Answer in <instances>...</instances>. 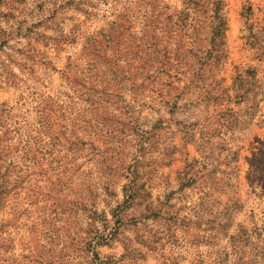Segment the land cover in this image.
Here are the masks:
<instances>
[{"label":"rangeland","instance_id":"rangeland-1","mask_svg":"<svg viewBox=\"0 0 264 264\" xmlns=\"http://www.w3.org/2000/svg\"><path fill=\"white\" fill-rule=\"evenodd\" d=\"M0 264H264V0H0Z\"/></svg>","mask_w":264,"mask_h":264},{"label":"trees","instance_id":"trees-1","mask_svg":"<svg viewBox=\"0 0 264 264\" xmlns=\"http://www.w3.org/2000/svg\"><path fill=\"white\" fill-rule=\"evenodd\" d=\"M221 19V17H220ZM221 29H222V26H224V23H223V19H221ZM179 31L181 29V33H189V31H191L190 33L192 35H196L197 34V31L200 30V26L198 25L197 22H195V19L192 20L190 23H188V19L186 18L185 20H181L179 21V24H178V28H177ZM181 49L177 48L176 49V55L175 57L178 58L175 63H177V65L175 66L176 70H175V73L176 74H167L166 76L169 78V79H172V81L170 83L167 84V89L162 92L164 93V95L166 97H172L174 99L173 103H170L169 101L167 102V104H173V108H176V109H179L180 107L177 105V101L178 99L183 95L181 92L179 93V90H180V85L177 86V82L181 81L182 80V77H189V78H192L196 75L193 74V75H190V72L189 70H192V66L193 65H189L188 69H184V67H182V65H180V63H183L185 65H188L192 62H190V59L188 61V56H189V51L187 49H184V53H182L180 51ZM186 53V54H185ZM182 76V77H181ZM190 82L191 83H194L193 81H191L190 79Z\"/></svg>","mask_w":264,"mask_h":264}]
</instances>
